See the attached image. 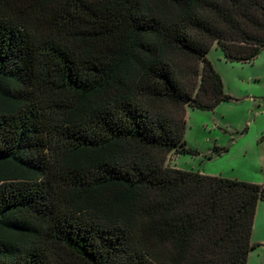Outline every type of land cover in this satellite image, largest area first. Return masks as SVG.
I'll return each instance as SVG.
<instances>
[{"label": "trees", "instance_id": "16d2710c", "mask_svg": "<svg viewBox=\"0 0 264 264\" xmlns=\"http://www.w3.org/2000/svg\"><path fill=\"white\" fill-rule=\"evenodd\" d=\"M214 44L256 59L264 0H0V264H248L264 184L168 162Z\"/></svg>", "mask_w": 264, "mask_h": 264}, {"label": "rangeland", "instance_id": "374dc122", "mask_svg": "<svg viewBox=\"0 0 264 264\" xmlns=\"http://www.w3.org/2000/svg\"><path fill=\"white\" fill-rule=\"evenodd\" d=\"M207 57L232 98L213 110L187 107V145L198 155L171 154L169 164L206 174L264 184V49L251 62L227 60L214 44ZM215 145L225 147L212 154ZM211 156V157H210ZM248 264H264V200L258 203Z\"/></svg>", "mask_w": 264, "mask_h": 264}, {"label": "crops", "instance_id": "0c3cea01", "mask_svg": "<svg viewBox=\"0 0 264 264\" xmlns=\"http://www.w3.org/2000/svg\"><path fill=\"white\" fill-rule=\"evenodd\" d=\"M257 244L259 245V244H261V243H258V242H257Z\"/></svg>", "mask_w": 264, "mask_h": 264}]
</instances>
